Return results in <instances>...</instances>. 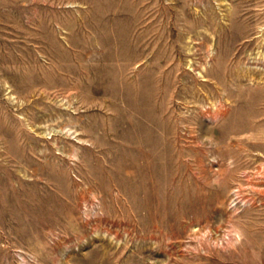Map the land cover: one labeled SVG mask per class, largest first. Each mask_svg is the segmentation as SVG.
<instances>
[{
  "label": "rangeland",
  "instance_id": "obj_1",
  "mask_svg": "<svg viewBox=\"0 0 264 264\" xmlns=\"http://www.w3.org/2000/svg\"><path fill=\"white\" fill-rule=\"evenodd\" d=\"M0 264H264V0H0Z\"/></svg>",
  "mask_w": 264,
  "mask_h": 264
},
{
  "label": "clouds",
  "instance_id": "obj_2",
  "mask_svg": "<svg viewBox=\"0 0 264 264\" xmlns=\"http://www.w3.org/2000/svg\"><path fill=\"white\" fill-rule=\"evenodd\" d=\"M242 237H240V236H237V239H236V243H238L239 242V240L241 239Z\"/></svg>",
  "mask_w": 264,
  "mask_h": 264
}]
</instances>
